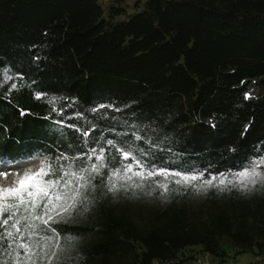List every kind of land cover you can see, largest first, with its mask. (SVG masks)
<instances>
[{
  "label": "trees",
  "instance_id": "obj_1",
  "mask_svg": "<svg viewBox=\"0 0 264 264\" xmlns=\"http://www.w3.org/2000/svg\"><path fill=\"white\" fill-rule=\"evenodd\" d=\"M122 13L105 17L100 0H0V158L40 153L78 171L104 150L87 200L41 225L63 248L52 264H180L196 245L223 262L228 247L264 255V189L107 183L132 163L123 151L204 179L264 155V0H147L115 22Z\"/></svg>",
  "mask_w": 264,
  "mask_h": 264
},
{
  "label": "snow or ice",
  "instance_id": "obj_2",
  "mask_svg": "<svg viewBox=\"0 0 264 264\" xmlns=\"http://www.w3.org/2000/svg\"><path fill=\"white\" fill-rule=\"evenodd\" d=\"M54 101L55 98H51L49 102ZM107 143L114 144L112 140ZM91 151L93 155L96 154V149ZM122 155L125 160L131 159L132 163L111 171L107 179L111 192L120 188L141 187L142 184L135 183V177L141 178V181L148 177H162L165 182L158 183L164 192L169 190V183L173 182L176 185H191L197 190L210 187L224 190L229 186L250 190L264 183V156L250 161L239 171L222 172L204 179L203 171L172 172L163 167H148L133 155L132 150L123 151ZM91 158L88 156L89 160ZM97 159L101 162L99 165L93 163L78 171H73L71 166L64 171L51 162H45L39 170L33 172L29 169L19 176L12 186L0 187V264H52L63 248L54 230H51L53 235H39L40 232L49 231L41 225L47 226L56 219H63L71 209L87 200L88 190L95 187L92 183L94 174H100L104 167L103 149ZM136 168L139 170H134ZM3 175L7 176L6 173ZM170 177L174 179L170 180ZM119 181L131 183L120 184Z\"/></svg>",
  "mask_w": 264,
  "mask_h": 264
},
{
  "label": "rangeland",
  "instance_id": "obj_3",
  "mask_svg": "<svg viewBox=\"0 0 264 264\" xmlns=\"http://www.w3.org/2000/svg\"><path fill=\"white\" fill-rule=\"evenodd\" d=\"M101 2V0H100ZM147 0H103V6H104V15L107 18H110V12L111 8H120L124 10V13H122L119 16H116L113 18L115 22L121 21L125 18H128L129 16L141 12L145 8ZM255 92H261L262 88L259 86H256ZM264 156V155H263ZM259 159V158H258ZM47 158L46 156L37 153L31 157L28 158H21L17 161H12L8 158H0V187H9L14 184V181L19 178V176H22L25 172H27L29 169L33 172L39 170V168L46 162ZM257 160V159H255ZM7 174L5 177L3 174ZM208 189V188H207ZM264 189V183L257 184L255 187H251L250 190H244L248 194L253 193H261ZM205 193L201 194H194L192 195L193 199V208L195 209H206V200L207 197L205 196ZM151 203V202H150ZM149 203V204H150ZM153 206V205H152ZM154 207V206H153ZM157 208H164L165 207V201L162 195L157 196V205H155ZM226 248L228 247L227 244ZM230 250V256H228V260L226 262L220 261L219 258L214 256H209V258H206V252L204 251V247L202 245H196V246H188L185 249L181 250L178 253V262L180 264H203L200 262V260H205L206 264H264V255L258 256V249L251 248V249H244V248H238V247H228ZM204 261V262H205Z\"/></svg>",
  "mask_w": 264,
  "mask_h": 264
},
{
  "label": "built area",
  "instance_id": "obj_4",
  "mask_svg": "<svg viewBox=\"0 0 264 264\" xmlns=\"http://www.w3.org/2000/svg\"><path fill=\"white\" fill-rule=\"evenodd\" d=\"M209 256H211L209 253H207L206 254V258L208 259L209 258ZM205 260H200V262H202L203 264H206V261L204 262ZM153 264H164V262H162L161 260H158V259H156V260H154V262H153ZM226 264H230V263H226Z\"/></svg>",
  "mask_w": 264,
  "mask_h": 264
},
{
  "label": "crops",
  "instance_id": "obj_5",
  "mask_svg": "<svg viewBox=\"0 0 264 264\" xmlns=\"http://www.w3.org/2000/svg\"><path fill=\"white\" fill-rule=\"evenodd\" d=\"M102 1H103V0H101V4H102V6H103V3H102ZM106 1H109V0H106ZM103 8H104V6H103ZM126 19H127V18H125V19H123V20H126ZM121 21H122V20H121Z\"/></svg>",
  "mask_w": 264,
  "mask_h": 264
}]
</instances>
